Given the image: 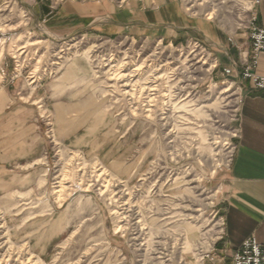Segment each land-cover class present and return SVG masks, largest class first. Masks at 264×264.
<instances>
[{
    "label": "rangeland",
    "instance_id": "374dc122",
    "mask_svg": "<svg viewBox=\"0 0 264 264\" xmlns=\"http://www.w3.org/2000/svg\"><path fill=\"white\" fill-rule=\"evenodd\" d=\"M96 1L0 0V143L28 158L6 167L0 264H229L220 187L237 80L203 34L49 36L64 3ZM179 4L233 34L253 2Z\"/></svg>",
    "mask_w": 264,
    "mask_h": 264
},
{
    "label": "crops",
    "instance_id": "0c3cea01",
    "mask_svg": "<svg viewBox=\"0 0 264 264\" xmlns=\"http://www.w3.org/2000/svg\"><path fill=\"white\" fill-rule=\"evenodd\" d=\"M252 2L258 17L257 24L264 30V0ZM45 29L54 38H67L84 32L107 38L157 35L162 40L180 41L203 34L208 46L219 54L225 68L232 62L239 63L240 56L250 47L245 30L234 33L230 43L229 32L217 29L211 22L187 18L179 0H125L121 8L109 0L64 3L57 15L50 17ZM72 66L74 69L77 67L76 64ZM239 70L237 67L236 72ZM253 72L264 77V53L258 56ZM71 73V70H66L62 78H70ZM230 77L237 80L240 90L236 117L238 137L231 165L222 176L220 207L225 221L222 247L231 252L232 257L235 249L248 238L264 244V91L253 88L249 80ZM1 98L5 96L0 95V108ZM55 107L59 109L58 104ZM3 148V143H0V193L9 194L12 185L6 175L7 165L10 161L20 163L28 161V158L4 152Z\"/></svg>",
    "mask_w": 264,
    "mask_h": 264
},
{
    "label": "built area",
    "instance_id": "2783aa9c",
    "mask_svg": "<svg viewBox=\"0 0 264 264\" xmlns=\"http://www.w3.org/2000/svg\"><path fill=\"white\" fill-rule=\"evenodd\" d=\"M257 20L258 17L253 2L249 11L247 25L241 29L247 32L249 50L243 56H240L239 63L232 62L231 66L223 69L222 73L224 76H236L242 80H249L253 88L264 91V77L258 76L253 72L258 64V56L264 53V30L257 24ZM234 33L229 36L230 43L233 42ZM237 67L240 68L238 73L236 72ZM237 137L238 134L235 129L233 138L237 139ZM231 264H264V244L258 243L255 238L244 240L242 245L233 252Z\"/></svg>",
    "mask_w": 264,
    "mask_h": 264
},
{
    "label": "bare ground",
    "instance_id": "6f19581e",
    "mask_svg": "<svg viewBox=\"0 0 264 264\" xmlns=\"http://www.w3.org/2000/svg\"><path fill=\"white\" fill-rule=\"evenodd\" d=\"M213 14H214V11L213 10H211V11H209V13L207 14L209 17H211V16H213ZM38 42V41H37ZM34 45V44H33ZM197 69V68H196ZM196 69H195V72H196ZM115 77H117V79H120L121 78V76H119V74H117V73H115ZM33 83H34V81H33ZM227 91H229L228 90V88L227 89H225V93L227 92ZM118 229H122V227H120V228H118Z\"/></svg>",
    "mask_w": 264,
    "mask_h": 264
}]
</instances>
